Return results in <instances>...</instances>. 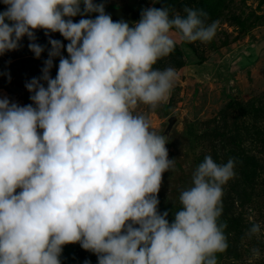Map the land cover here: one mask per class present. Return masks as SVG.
Here are the masks:
<instances>
[{"label":"clouds","instance_id":"1","mask_svg":"<svg viewBox=\"0 0 264 264\" xmlns=\"http://www.w3.org/2000/svg\"><path fill=\"white\" fill-rule=\"evenodd\" d=\"M0 2V56L27 37L39 59L38 30L68 42L48 40L41 76L25 85L30 104L0 97V264H61L71 244L95 254L98 264H218L228 248L219 218L234 160L205 156L169 222V212L158 211V193L175 160L167 137L136 114L140 105L155 110L170 97L176 71L154 65L175 50L174 37L210 42L216 23L189 7L184 15L143 9L130 27L94 0ZM260 233L250 218L246 238ZM259 258L251 249L248 264Z\"/></svg>","mask_w":264,"mask_h":264},{"label":"rangeland","instance_id":"2","mask_svg":"<svg viewBox=\"0 0 264 264\" xmlns=\"http://www.w3.org/2000/svg\"><path fill=\"white\" fill-rule=\"evenodd\" d=\"M103 3L114 22L131 27L149 7H167L170 15L183 9L203 10L206 24L216 23L210 42L184 43L178 37L175 50L154 65L172 67L176 81L168 100L155 110L140 105L152 130L167 137L168 158L174 168L163 174L158 211L169 212V222L180 210L179 195L191 186L192 174L205 156L220 164L235 162V176L223 187V212L227 250L218 264H248L251 249L260 250L253 264H264V0H94ZM83 9V5H81ZM6 6L0 2V11ZM95 18V14L90 17ZM78 22L81 16H76ZM35 43L44 48L39 59L29 51L30 41L0 56V97L25 106L31 103L25 85L39 78L48 59L49 39L67 41L59 33L35 32ZM61 55L67 57L62 49ZM59 57L50 76L55 78ZM46 86V85H45ZM250 218L261 224L259 238L247 239ZM61 264H98L97 256L79 244L65 245Z\"/></svg>","mask_w":264,"mask_h":264},{"label":"water","instance_id":"3","mask_svg":"<svg viewBox=\"0 0 264 264\" xmlns=\"http://www.w3.org/2000/svg\"><path fill=\"white\" fill-rule=\"evenodd\" d=\"M118 21H121V20H118ZM124 22H126L125 20H123Z\"/></svg>","mask_w":264,"mask_h":264}]
</instances>
